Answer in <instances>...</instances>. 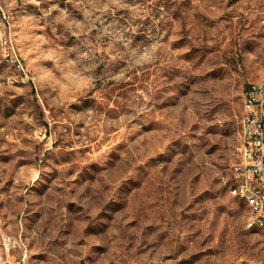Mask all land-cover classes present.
<instances>
[{
	"label": "rangeland",
	"instance_id": "obj_1",
	"mask_svg": "<svg viewBox=\"0 0 264 264\" xmlns=\"http://www.w3.org/2000/svg\"><path fill=\"white\" fill-rule=\"evenodd\" d=\"M261 80L264 0H0L7 264H256L229 188Z\"/></svg>",
	"mask_w": 264,
	"mask_h": 264
},
{
	"label": "built area",
	"instance_id": "obj_2",
	"mask_svg": "<svg viewBox=\"0 0 264 264\" xmlns=\"http://www.w3.org/2000/svg\"><path fill=\"white\" fill-rule=\"evenodd\" d=\"M6 62L23 69L20 57L11 38L1 40ZM239 158L230 168V194L244 195L255 203L253 222L248 229L264 225V80L250 82L243 96L239 131ZM20 245V239L0 232V264L9 263V257ZM256 264H264V258Z\"/></svg>",
	"mask_w": 264,
	"mask_h": 264
},
{
	"label": "bare ground",
	"instance_id": "obj_3",
	"mask_svg": "<svg viewBox=\"0 0 264 264\" xmlns=\"http://www.w3.org/2000/svg\"><path fill=\"white\" fill-rule=\"evenodd\" d=\"M3 55L5 57V49L3 50ZM237 197L240 198L246 205V208H247L246 222H253L254 214H255V203H254V201L251 198H248L244 195H237ZM257 229H264V225L257 226Z\"/></svg>",
	"mask_w": 264,
	"mask_h": 264
}]
</instances>
